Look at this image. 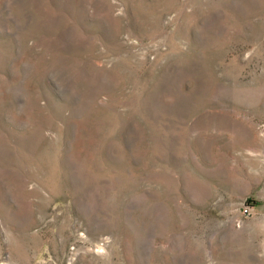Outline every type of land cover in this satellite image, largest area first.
I'll return each instance as SVG.
<instances>
[{"label": "rangeland", "instance_id": "obj_1", "mask_svg": "<svg viewBox=\"0 0 264 264\" xmlns=\"http://www.w3.org/2000/svg\"><path fill=\"white\" fill-rule=\"evenodd\" d=\"M0 264H264V0H0Z\"/></svg>", "mask_w": 264, "mask_h": 264}]
</instances>
